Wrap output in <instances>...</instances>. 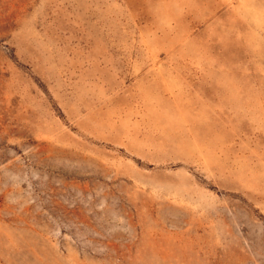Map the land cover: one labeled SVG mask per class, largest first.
Segmentation results:
<instances>
[{"label":"rangeland","instance_id":"obj_1","mask_svg":"<svg viewBox=\"0 0 264 264\" xmlns=\"http://www.w3.org/2000/svg\"><path fill=\"white\" fill-rule=\"evenodd\" d=\"M0 264H264V0H0Z\"/></svg>","mask_w":264,"mask_h":264}]
</instances>
